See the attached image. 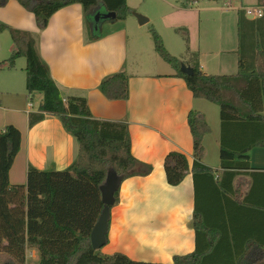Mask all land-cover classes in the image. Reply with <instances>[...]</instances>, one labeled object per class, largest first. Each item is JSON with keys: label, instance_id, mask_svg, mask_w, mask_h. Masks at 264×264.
<instances>
[{"label": "trees", "instance_id": "16d2710c", "mask_svg": "<svg viewBox=\"0 0 264 264\" xmlns=\"http://www.w3.org/2000/svg\"><path fill=\"white\" fill-rule=\"evenodd\" d=\"M9 1L0 0V8ZM13 1L34 16L37 30L44 29L59 9L81 5L90 41L100 37L99 24L103 20L94 22L96 13L114 12L115 20L121 21L132 13L126 0ZM179 1L181 7L187 9L198 0ZM237 15L238 71L232 76L202 74L197 55L186 64L193 69V74H182L181 63L169 54L155 30L151 31L154 51L160 60L185 81L193 98L216 104L220 115L219 172L201 163L203 138L209 133L204 116L194 111L187 115L194 152L192 224L196 248L191 254L174 256L172 264H264L261 243L233 252L236 243L219 216L222 197L233 196L237 200L240 197V189L234 190L232 182L252 170L249 150L264 147V12L253 21L245 18L243 10ZM5 31L10 34L14 50L0 63V68L3 64L14 68V62L24 58L26 90L30 94H42L38 112L28 115L29 127L39 124L46 116L57 118L76 140L78 156L71 166L60 172L28 168L26 183L11 185L8 172L20 148V133L12 125L0 129L1 264H25L28 249L37 250V264H150L133 262L121 253L103 256L90 245V234L104 207L100 187L108 176L115 175L120 186L133 176L145 177L151 173L150 166L141 164L131 154L127 124L93 119L83 97L63 98L48 67L37 54L34 36L0 23V34ZM127 81L123 73L113 74L100 82V93L108 101H126ZM163 171L167 185L178 186L189 172L186 157L169 152ZM214 173L218 174L217 178ZM118 196L119 190L114 195L115 203Z\"/></svg>", "mask_w": 264, "mask_h": 264}, {"label": "crops", "instance_id": "0c3cea01", "mask_svg": "<svg viewBox=\"0 0 264 264\" xmlns=\"http://www.w3.org/2000/svg\"><path fill=\"white\" fill-rule=\"evenodd\" d=\"M159 1L165 9L173 10L179 28L184 26L181 24L190 18L191 12L199 11L193 8L196 3L184 9L179 0ZM255 7L260 10L263 6ZM84 17L81 5L73 4L56 11L47 26L37 30L34 16L17 2L11 0L0 8V23L34 36L37 54L48 67L62 97H83L93 119L126 123L131 154L141 164L151 167L148 176H133L120 184L118 201L109 213L107 243L98 250L99 253L103 256L121 253L133 262L172 264L174 256L191 254L196 248L192 224L195 210L191 170L194 152L187 115L191 111L203 115V99L193 98L185 81L158 56L152 57L147 66L140 62L134 66L127 64V26L134 25L133 16L99 24V27L110 25L105 27L106 35L101 41V31L98 39L90 41ZM245 18L248 21L257 19ZM0 37V63H3L14 49L11 37ZM188 48L190 54L196 52L198 60L196 47ZM219 54L222 52L210 54L214 63L208 69H205V62L198 60L202 74L232 76L228 75L232 64L224 67L225 63L218 59ZM21 59L24 61L21 68L20 63L19 68H7L5 64L0 68V129L12 125L19 131L21 139L19 151L8 172L11 185H24L28 168L60 172L71 166L78 156L76 140L57 118L46 116L39 124L29 127L28 115L38 112L42 94L27 92L25 60ZM188 61V57L183 56L180 63L187 64ZM234 61L238 71L237 50ZM116 73L127 77L126 101H108L100 93V82ZM29 103L33 105L31 109ZM218 116L214 149L219 159V113ZM206 141L204 137L201 163L210 168L204 160L208 154ZM169 152L183 154L188 164V174L175 187L167 185L163 171V162ZM248 156L252 170L237 176L232 182L234 190L243 184L239 199L227 196L220 200L221 222L236 243L233 252H242L251 244L264 245V147L249 150ZM219 170L218 166L214 172ZM214 176L217 178L218 174L214 173ZM29 259L33 260L32 264L38 263L37 250L26 251L25 264Z\"/></svg>", "mask_w": 264, "mask_h": 264}, {"label": "rangeland", "instance_id": "374dc122", "mask_svg": "<svg viewBox=\"0 0 264 264\" xmlns=\"http://www.w3.org/2000/svg\"><path fill=\"white\" fill-rule=\"evenodd\" d=\"M227 3H229L228 7H231L230 9L224 6V4ZM257 3L258 5H256ZM263 3L264 0H218L214 3L207 0H198L193 8L199 9V11L195 10L191 12V14H189L190 18H186L181 24H184V26L179 28L176 26L179 24L176 16H174L172 12L173 10L165 9L159 0H127L128 7L132 10V13L128 15V17L133 16L135 20L132 21V24H134L133 26H127L129 37L127 45V64L134 66L140 62L145 63L147 66L149 65L148 63H151L152 57H157L151 38V31L155 30L161 37L162 45H164L169 54L179 62L183 60V56L188 57V59L194 58L196 52L192 54H190V52L187 53V48L194 45L196 47L194 50L197 49L199 62L202 60V62L206 63L207 68L205 69L213 66L214 62L210 54L222 52V54H219L221 55L219 56L220 58H218L220 59L219 61L225 63L224 67H228L232 64V69L228 70V72H230L228 75H234L237 72L234 61L238 46L237 11L246 7L263 6L260 8V11L263 13ZM134 14H139L144 18L146 17L149 21L139 26ZM100 21L102 20L96 23ZM105 27H99L102 33V38L99 41L105 38ZM2 35L10 37L8 31L2 32L0 36ZM102 47L107 48L103 44ZM18 63H20V68L23 67V59H17L14 62V66H19ZM182 64L185 63H181V65ZM164 67L169 68L167 65ZM202 103V113L209 127V133L205 135V138H207L206 144L208 154L204 160L208 163L209 167L215 171L219 166L218 153L215 152L214 149V138L218 135L219 128V107L204 99ZM242 186L243 184L240 183V193ZM0 260L2 261L3 257H1ZM32 263L33 260L29 259L28 264Z\"/></svg>", "mask_w": 264, "mask_h": 264}, {"label": "water", "instance_id": "95a60500", "mask_svg": "<svg viewBox=\"0 0 264 264\" xmlns=\"http://www.w3.org/2000/svg\"><path fill=\"white\" fill-rule=\"evenodd\" d=\"M134 17L137 20L139 26H142L148 22V19L139 14H134ZM116 14L114 12H109L107 14L96 13L94 16V21L98 22L99 20L110 21L115 20ZM181 73L191 76L193 74V69L185 64L181 65ZM119 189V180L115 175L110 174L104 185L100 187L101 191V201L103 204V211L97 219L96 224L90 234V245L94 251H98L105 246L106 235L108 233L107 222L109 219L110 209L115 205V193Z\"/></svg>", "mask_w": 264, "mask_h": 264}, {"label": "built area", "instance_id": "2783aa9c", "mask_svg": "<svg viewBox=\"0 0 264 264\" xmlns=\"http://www.w3.org/2000/svg\"><path fill=\"white\" fill-rule=\"evenodd\" d=\"M245 16L248 18H260L262 16V12L257 7H247L244 9ZM32 103L28 104L29 109L32 108Z\"/></svg>", "mask_w": 264, "mask_h": 264}]
</instances>
